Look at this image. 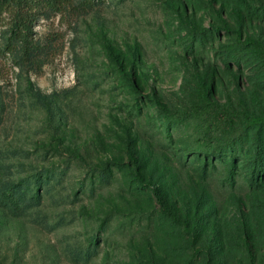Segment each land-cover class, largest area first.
Listing matches in <instances>:
<instances>
[{"label": "rangeland", "instance_id": "1", "mask_svg": "<svg viewBox=\"0 0 264 264\" xmlns=\"http://www.w3.org/2000/svg\"><path fill=\"white\" fill-rule=\"evenodd\" d=\"M48 1L28 59L0 13V264H264V0Z\"/></svg>", "mask_w": 264, "mask_h": 264}, {"label": "trees", "instance_id": "2", "mask_svg": "<svg viewBox=\"0 0 264 264\" xmlns=\"http://www.w3.org/2000/svg\"><path fill=\"white\" fill-rule=\"evenodd\" d=\"M48 0H0V13L3 10L13 6V21L11 24V37L20 41V48L24 58H30L37 50L36 45L32 43L30 35L32 34V17L33 9L39 2ZM48 5H53L52 1H48ZM250 121L253 125H263V116H252ZM2 198L5 199L11 207L19 210L17 200L10 194L3 193Z\"/></svg>", "mask_w": 264, "mask_h": 264}]
</instances>
